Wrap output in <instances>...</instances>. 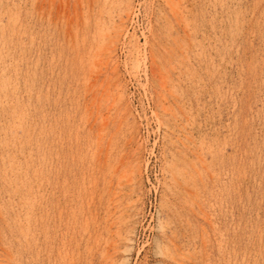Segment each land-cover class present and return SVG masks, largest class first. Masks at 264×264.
<instances>
[{
	"label": "rangeland",
	"instance_id": "374dc122",
	"mask_svg": "<svg viewBox=\"0 0 264 264\" xmlns=\"http://www.w3.org/2000/svg\"><path fill=\"white\" fill-rule=\"evenodd\" d=\"M0 52V264H264V0H0Z\"/></svg>",
	"mask_w": 264,
	"mask_h": 264
},
{
	"label": "bare ground",
	"instance_id": "6f19581e",
	"mask_svg": "<svg viewBox=\"0 0 264 264\" xmlns=\"http://www.w3.org/2000/svg\"><path fill=\"white\" fill-rule=\"evenodd\" d=\"M172 2H173V0H172ZM168 3H169V2H168ZM177 3H178V2H177ZM175 4H176V3H175ZM175 4H174V5H175ZM172 5H173V4H171L170 6L172 7ZM178 5H179V4H178ZM178 5H177V6H178ZM179 7H180V6H179ZM179 7H178V9H180ZM174 8H175V7H174ZM174 8H173V10H174ZM176 8H177V7H176ZM174 11H175V10H174ZM172 12H173V11H172ZM127 13H128V12H127ZM173 13H174V12H173ZM175 13H176V12H175ZM179 13H180V11H179ZM179 13H178V14H179ZM126 16H127V15H126ZM180 16H181V15H180ZM83 20H84V19H83ZM85 22H86V21H85ZM99 23H100V22H99ZM15 24H16V23H15ZM105 35H106V34H105ZM114 46H115V45H114ZM101 48H102V47H101ZM182 49H183V48H182ZM99 50H100V49H99ZM99 50H98V51H99ZM102 50H103V49H102ZM100 51H101V50H100ZM93 52H94V51H93ZM0 53H1V52H0ZM94 54H96V53H94ZM111 55H112V54H111ZM99 58H100V57H99ZM94 59H95V58H94ZM166 67H167V66H166ZM160 70H161V69H160ZM100 72H101V71H100ZM166 74H167V73H166ZM88 77H89V76H88ZM94 81H95V80H94ZM108 82H109V81H108ZM161 82H162V81H161ZM161 84H162V83H161ZM100 85H101V84H100ZM164 86H165V85H164ZM101 94H102V93H101ZM94 95H95V94H94ZM105 95H106V94H105ZM163 95H164V94H163ZM161 98H163V97H161ZM164 98H165V97H164ZM160 104H161V102H160ZM165 105H166V104H165ZM180 105H181V104H180ZM97 107H98V105H97ZM163 107H165V106L163 105V106H162V109H163ZM172 107H173V106H172ZM97 109H98V108H97ZM168 109H170V108H168V106H166V107L164 108V110H168ZM179 109H180V107H179ZM170 110H171V109H170ZM170 110H169V111H170ZM114 115H115V114H114ZM106 116H107V115H106ZM96 117H97V116H96ZM177 120H178V119H177ZM107 122H108V121H107ZM177 122H178V121H177ZM105 123H106V122H104L103 124H105ZM90 127H91V126H90ZM169 128H170V127H169ZM98 142H99V141H97V143H98ZM182 143H183V142H182ZM190 146H191V145H190ZM100 150H101V149H100ZM117 167H118V166H117ZM113 169H114V168H113ZM115 169H116V168H115ZM109 188H110V187H109ZM186 188H187V187H186ZM195 190H196V189H195ZM122 192H123V191H122ZM111 199H112V198H111ZM199 208H201V207H199ZM204 218H205V217H204ZM208 220H209V219H208ZM209 221H210V220H209ZM25 225H26V224H25ZM212 226H213V225H212ZM19 230H20V229H19ZM31 232H32V231H31ZM126 238H127V237H126ZM126 240H127V239H126ZM126 240H125V241H126ZM129 240H130V239H129ZM29 241H30V240H29ZM113 250H115V249H113ZM7 253H8V252H7Z\"/></svg>",
	"mask_w": 264,
	"mask_h": 264
}]
</instances>
